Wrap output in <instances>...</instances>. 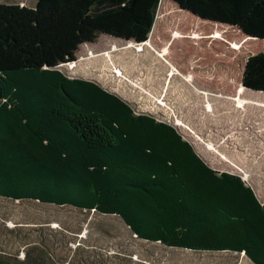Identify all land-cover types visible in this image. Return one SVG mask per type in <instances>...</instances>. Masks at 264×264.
Segmentation results:
<instances>
[{
  "label": "trees",
  "instance_id": "1",
  "mask_svg": "<svg viewBox=\"0 0 264 264\" xmlns=\"http://www.w3.org/2000/svg\"><path fill=\"white\" fill-rule=\"evenodd\" d=\"M160 1L37 0L33 8L0 2V199L114 217L147 243L235 253L264 264V201L240 176L210 167L171 124L136 113L97 82L58 69L73 67L78 48L100 36L136 50L143 44L130 41L151 46L147 38L164 18L159 13L156 20ZM172 1L254 37L243 36V43L264 40V0ZM171 34L174 40L208 38ZM209 38L221 41L219 34ZM169 43L156 53L193 83L168 58ZM232 46L237 51L241 44ZM156 66L155 82L166 81ZM241 84L264 94V53L247 58ZM240 87L236 97L215 96L235 100L246 91ZM14 234L24 259L0 248V264H46L44 241L27 243L25 233Z\"/></svg>",
  "mask_w": 264,
  "mask_h": 264
},
{
  "label": "rangeland",
  "instance_id": "2",
  "mask_svg": "<svg viewBox=\"0 0 264 264\" xmlns=\"http://www.w3.org/2000/svg\"><path fill=\"white\" fill-rule=\"evenodd\" d=\"M20 1L29 8L37 2L0 0ZM159 13L164 18L147 38H152L153 45L143 44L136 50L127 41L100 36L78 48L73 67L66 63L58 69L70 78L97 82L125 99L136 113L171 124L210 167L240 176L264 201V94L241 91L235 100L211 94L236 93V97L247 58L264 53V42L243 43L236 29L206 24L177 10L168 0L160 1L156 20ZM174 31L208 38L174 40ZM214 34L221 41L209 38ZM168 41V58L184 75L189 72L193 83L178 73L167 75L163 55L156 52ZM233 44H241L240 49L234 50ZM156 63L166 81L155 82ZM158 83L162 87L157 92ZM20 231L26 234L27 243L41 245L39 241H44L49 248H44L46 255L62 264H252L235 253L176 250L138 240L114 217L0 199V248L22 256L21 239L14 234Z\"/></svg>",
  "mask_w": 264,
  "mask_h": 264
},
{
  "label": "water",
  "instance_id": "3",
  "mask_svg": "<svg viewBox=\"0 0 264 264\" xmlns=\"http://www.w3.org/2000/svg\"><path fill=\"white\" fill-rule=\"evenodd\" d=\"M174 7H176L177 8V10H180V11H185L186 13H188L189 15H191L192 17H194V18H196V19H198V20H200V21H202V22H206V24H211V25H218V26H226V25H223V24H220V23H215V22H209V21H205V20H203V19H201L200 17H198V16H196V15H194L193 13H191V12H189V11H187V10H183V9H181L174 1H172V0H168ZM226 27H228V26H226ZM234 29H236V30H238L243 36H245V37H250V38H254V37H251V36H249V35H247L246 33H244L243 31H241L240 29H238V28H235V27H233ZM255 39H257V38H255ZM257 40H259V41H264V40H260V39H257ZM134 44H141V43H138V42H135V41H132ZM144 43V42H143ZM240 85L243 87V88H245V89H247L246 87H244L242 84H241V82H240ZM247 91H249V92H253V93H256V92H254V91H252V90H250V89H247ZM262 93V92H261ZM193 146V145H192ZM194 148V147H193Z\"/></svg>",
  "mask_w": 264,
  "mask_h": 264
},
{
  "label": "bare ground",
  "instance_id": "4",
  "mask_svg": "<svg viewBox=\"0 0 264 264\" xmlns=\"http://www.w3.org/2000/svg\"><path fill=\"white\" fill-rule=\"evenodd\" d=\"M130 42H132V41H130ZM133 43V42H132ZM134 44V43H133ZM141 44H147V43H141ZM141 44H134V45H141ZM148 45V44H147ZM159 51V50H158ZM165 52V51H164ZM162 61H163V63L164 64H166V66L168 67V69L170 70V71H172L173 73H177L172 67H170L166 62H165V60L164 59H162ZM189 78L192 80V82H193V79L191 78V76H189ZM240 88H243V87H240ZM243 89H245V88H243ZM247 90V89H246ZM214 94H215V92H213ZM216 94H218L217 92H216ZM218 95H222V94H218ZM222 96H224V97H233V96H225V95H222Z\"/></svg>",
  "mask_w": 264,
  "mask_h": 264
},
{
  "label": "crops",
  "instance_id": "5",
  "mask_svg": "<svg viewBox=\"0 0 264 264\" xmlns=\"http://www.w3.org/2000/svg\"><path fill=\"white\" fill-rule=\"evenodd\" d=\"M23 253V252H22ZM19 260L24 259V254L22 256H18ZM46 264H62L59 259L47 260Z\"/></svg>",
  "mask_w": 264,
  "mask_h": 264
}]
</instances>
